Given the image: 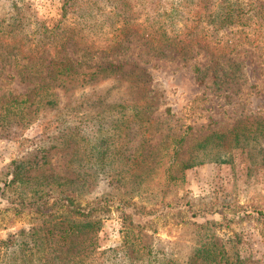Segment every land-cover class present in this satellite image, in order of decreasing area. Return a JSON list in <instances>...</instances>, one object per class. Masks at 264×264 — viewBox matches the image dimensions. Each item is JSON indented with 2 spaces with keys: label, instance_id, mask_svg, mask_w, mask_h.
<instances>
[{
  "label": "rangeland",
  "instance_id": "rangeland-1",
  "mask_svg": "<svg viewBox=\"0 0 264 264\" xmlns=\"http://www.w3.org/2000/svg\"><path fill=\"white\" fill-rule=\"evenodd\" d=\"M144 5L156 9L148 12ZM119 16L129 18L130 31L119 47L110 48L121 29ZM226 16L232 23L221 25ZM14 22L19 24L11 36L14 45L9 48L10 37L0 33V94L25 93L31 86L17 73L37 38L52 28L56 38H66L59 56L78 62L81 71L91 72L101 62L120 68L84 86L60 87L61 108L73 112L68 110V122L49 137L40 120L19 134L20 141L0 128V176L13 161L31 158L32 150H50L44 173L60 184L57 190L73 182L82 184L84 200L126 194L156 210L170 203L171 215L187 204L185 212L195 216H186L188 223L179 214L172 219L166 207L151 216L156 231L139 229L151 253L140 264H185L203 246L215 254L228 249L241 264H264V219L254 213L264 209V0H0V27ZM153 33L166 41L156 43ZM94 93H105L103 103L122 113L107 111L100 125L90 108L95 105L88 103ZM82 102L86 105L77 106ZM147 106L149 111L141 109ZM101 126L104 132L118 130V141L103 134L116 147V159L103 165L73 157L84 143L63 134L77 129L91 145ZM182 135L186 142L174 167L159 164L160 151L172 150L173 139ZM166 170L176 179L164 181ZM83 171L87 181L76 182ZM6 204L0 200V208ZM112 210L97 234L99 252L123 242V222ZM30 226V216L0 211V242ZM9 254L1 252L3 259Z\"/></svg>",
  "mask_w": 264,
  "mask_h": 264
},
{
  "label": "trees",
  "instance_id": "trees-1",
  "mask_svg": "<svg viewBox=\"0 0 264 264\" xmlns=\"http://www.w3.org/2000/svg\"><path fill=\"white\" fill-rule=\"evenodd\" d=\"M140 1L145 4L148 0ZM144 7L148 9V12L156 9L154 5L151 7L144 5ZM210 19L214 21L213 18ZM117 21L120 23L121 29L110 40V48L119 47L129 34L128 31H130L125 28L129 25L128 17L121 18L119 16ZM231 23L232 20L226 16L220 24L229 25ZM152 27L150 26V28ZM17 28H19V24H15V22L0 27L1 35L7 34V37H10L7 38L9 39L7 40L9 48L12 44H15L11 42L14 41L11 36L16 34L15 30ZM47 32L49 33L47 34ZM45 33L43 37L37 38L31 56L25 57L28 60L26 64L21 66V69H23L17 73L23 82L31 86L27 87L25 93L16 94L4 91L0 94V128L17 141H20L19 134H22L26 128L36 121H42L43 132L48 135L46 137H49L52 131L62 129V126L68 122V110H71L70 113L73 111L71 107L68 110L61 108V100L58 94L60 87L67 91L73 87V84L84 86L96 80L101 73L116 72L120 68V66H113L109 62H101L95 70L83 72L80 70L78 62L68 57L59 56L61 50L66 46V38H56L58 33L55 28L50 31L46 30ZM152 36L154 37L153 40L157 38L155 33ZM165 37L156 39L155 42L162 45L166 41L163 40ZM179 50L180 53H183L185 48ZM48 54L50 58H47ZM196 73L198 75L200 73L198 67ZM94 94L96 99H88V103L95 105L90 108L94 110V120L100 125L104 121L103 115L107 111L110 110L114 114L122 113V111H118L116 105L103 103L102 99L105 93ZM85 97L82 96L80 101ZM82 105L86 104L82 102L77 106ZM67 106L70 105L67 104L65 107ZM148 107L141 109L149 111L146 109ZM119 109L124 110L125 108ZM135 111L140 113L137 109ZM106 131H108L109 136L112 135V138L117 141L120 138L119 134L116 136L118 130L110 133L109 128ZM234 131V141L239 144L242 134L238 128ZM105 132L101 126L99 129L100 134L91 145L90 140L86 142L88 137H78L80 132L77 129L76 131L68 129V132L63 135L68 138H78L84 143L79 146L78 154H74L73 157L80 158L82 162V159H84L92 163L105 165L106 162L115 160L118 153L114 152L116 147H112L111 143H106L108 137L103 136ZM185 142V135L173 139L172 150L160 151L159 164L162 161L164 163L168 161L169 167H174ZM108 150H112L109 155ZM49 152L50 150L47 149L32 150L30 152L31 158L24 161H13L7 174L4 177L0 176V200L7 201V204L0 208V211L11 214L16 218L30 216L32 222V226L29 228H23L10 239L0 242V264H140L142 260L146 259L147 255L150 257L151 253L147 251L146 245L142 243L139 229L156 231L155 217L151 218V216L154 215V212L162 211L166 207L170 210L167 213L171 215V210L174 207L168 203L161 210H156L154 205L146 208V206L134 201L133 197L126 196V194L113 196L109 199L84 200L85 198L80 195L82 184L78 185L73 182L67 185L68 189L57 190L54 187H60V184L55 181V178L46 177L44 173L48 164L47 155ZM79 163L81 162L79 161ZM36 170L43 171L44 175L42 174L39 177L33 175V177L29 174ZM78 174L80 176H77L75 181L80 180L81 183H85L87 181L85 176H88V173L83 171ZM166 174L164 181L169 182V180L176 179L174 174L167 170ZM91 176L96 177L92 174ZM118 177L115 174L114 181L119 182ZM186 206L187 204H184V208L178 213L179 216L184 217L181 219L183 223H188L186 216L195 217L188 214L189 210L185 212ZM112 209L118 211L123 222V242L119 247L99 252L97 234L102 227L103 220L113 211ZM254 213L257 214L258 219H264V209H255ZM178 214L176 213V215ZM176 215L172 214L171 218L179 217ZM248 215L250 216L251 213H248ZM148 216L149 218H147ZM4 249L10 251V258H2L1 252ZM234 255L228 249L215 254L209 246H203L198 248L185 264H211L213 262L216 264H241L240 256L235 255L234 257ZM163 264L181 263L169 260Z\"/></svg>",
  "mask_w": 264,
  "mask_h": 264
}]
</instances>
